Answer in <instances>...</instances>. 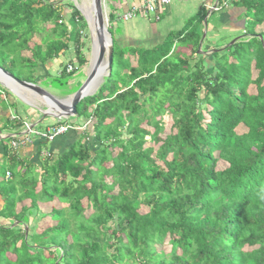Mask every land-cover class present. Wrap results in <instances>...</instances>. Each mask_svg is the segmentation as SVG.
Returning a JSON list of instances; mask_svg holds the SVG:
<instances>
[{
	"label": "trees",
	"instance_id": "trees-1",
	"mask_svg": "<svg viewBox=\"0 0 264 264\" xmlns=\"http://www.w3.org/2000/svg\"><path fill=\"white\" fill-rule=\"evenodd\" d=\"M229 1L219 0L250 17L231 45L255 40L247 55L222 63L231 46L194 58L177 52V43H191L197 53L205 15L141 52L113 37L111 73L77 105L87 127L67 150L40 163L39 174L4 143L0 264H264V0ZM64 8L84 19L69 2L0 0V66L37 81L69 48ZM74 44L76 58L51 76L54 86L66 88L60 80L89 62L81 39ZM3 91L0 84L7 107ZM55 201L68 207L40 206ZM34 215L53 224L38 230L35 221L32 230ZM166 241L169 252L159 247Z\"/></svg>",
	"mask_w": 264,
	"mask_h": 264
},
{
	"label": "crops",
	"instance_id": "crops-1",
	"mask_svg": "<svg viewBox=\"0 0 264 264\" xmlns=\"http://www.w3.org/2000/svg\"><path fill=\"white\" fill-rule=\"evenodd\" d=\"M149 1L150 0H105V11L107 14L108 23L114 29V35L112 33L111 34L118 43V46L124 50L129 49L130 51H134L135 49L140 48H154L162 44L169 34L177 33L180 30L184 29L188 25V22L190 20L202 17L205 13V10H207L208 13L206 16H204L205 18L207 17V23L205 22V19L202 18L200 20L202 22L197 28L198 33L203 32L204 34V32H206L204 40L201 41L200 39L197 53H192L194 46L191 43L186 46H182L181 44L177 43V45L174 44L175 46H173L174 49H177V52L184 54L185 56H191V58H194L197 55L201 54L202 51L199 52V47L201 46V48L203 49L204 46L207 45L206 40L208 38V34L212 32V28L209 27L208 18L210 17L212 11L215 12L213 7L219 2V0H172L170 4L161 5L158 14L154 12L143 11L141 13H137L129 20L122 19V17L126 13L130 12L133 7L144 5ZM228 8L232 10L231 6H229ZM231 10L224 11L223 9L215 15L216 17L214 20V25L217 26V28L221 25L219 23V18H221L223 22L236 20L233 17V15L235 14H230ZM149 14L152 15V18L149 16ZM64 16L65 23L66 25H68V29L70 32L69 36L71 40L69 48L61 53L58 58L53 59L47 62L45 66H42L43 69H39L36 74L38 80L31 82L39 83L41 85L40 82L46 80L49 84H51V76L59 74V71L66 63L68 64L69 62L75 60L76 45L74 44V42L76 39L80 38L82 39L81 42L85 43L81 49L85 55L87 52H90L91 43L90 45L88 44V38H82L81 33H83V31L82 26H79V21L75 22L72 18H70L69 20L68 13ZM237 29L238 28L235 27L233 30ZM222 32L230 31L223 30ZM220 38H222V35L219 36V39ZM215 40H210V51L205 50V55L206 53L208 54L213 51V47L210 43L214 42ZM93 49L94 45L92 48V52ZM184 49H188V52H184ZM88 64L90 65L89 62ZM83 68L84 67H82L80 70H82ZM87 70H89V68H87ZM0 84L4 88L5 92L3 91L2 98L6 100L7 105V107L0 106V159L5 153L3 146L4 143H6L8 153H12V156H16L20 161L26 160L27 162H32L38 170L40 169L38 168L40 163L46 161L47 159H49V157L51 158L52 155L56 156L57 154L67 150L70 145H72L71 143L75 138L74 136H76V139L80 137L82 133L80 130H71L70 133L66 134L65 136H59V138H56L54 142H47L35 136V138L32 139V142H30L29 144L21 146L17 150H13L11 148V142L13 139L25 135L26 124L34 126L35 129H44L46 126L56 123V121H58L59 119L52 120L56 118L45 116L41 110L38 112L35 105H32L29 101L27 102L23 98H21V96H19L20 93L18 89L22 88L17 89L13 86V84L5 85L2 82H0ZM53 87L59 89L60 93L55 94L46 87L44 88H46L56 96L67 95L71 92L70 84L66 88H59L57 86ZM11 89L15 90V92H12ZM22 90L34 96L30 91L25 89ZM43 103L45 105L44 101ZM69 120V124L75 126L76 124H79V127H83V131L85 130L84 126L85 128L87 127V121L85 122L84 120L77 118H69ZM15 121L20 122V125L13 126V123ZM73 132H76L75 135ZM17 133H19V135H17ZM9 143L10 145L8 146ZM42 152H49L51 155L47 158H43L41 154Z\"/></svg>",
	"mask_w": 264,
	"mask_h": 264
},
{
	"label": "rangeland",
	"instance_id": "rangeland-1",
	"mask_svg": "<svg viewBox=\"0 0 264 264\" xmlns=\"http://www.w3.org/2000/svg\"><path fill=\"white\" fill-rule=\"evenodd\" d=\"M61 2H69V3H72L79 10V12L81 13V15L84 17L83 20H80L79 21V26H83V24H86V26H84L85 28L82 30L83 33H81V36L84 39L88 38L87 41H88V44L89 45L91 43V46H90V49L91 50H90V52L92 53L93 39H92L91 25H90V22H89V17L92 16V14H93L92 0H60V3ZM229 2H232V0L229 1ZM64 9H67V10H65L66 11L65 14H67V13L69 14V20H70V18H71L70 16H72V13H71L72 10H70L68 8H64ZM211 9H212V7H211ZM227 10L230 11L231 9H229L228 6H227L226 8H224V11H227ZM205 13L203 15L206 16L207 13H208V11L205 10ZM216 14H218L217 11H215V12L212 11L210 17L208 18V20H209V27L212 28V32H210L208 34V38L206 40L207 45H209L210 40L211 41H213L215 39L217 40V41L215 40L214 42H211L210 43L211 46L213 47V50H219V49L222 50L225 46H229L230 47L232 45V42L234 41V39L237 36L240 37V36L245 35L244 29L245 28L249 29V27L251 26L250 25V17L248 15V13L244 11L243 8H237V9L236 8H232L230 14H235V15H233L234 19H236L235 21L223 22L222 19L219 18V20H220L219 23L221 25L218 28H217V26L214 25V20H215V17H216L215 15ZM149 16L152 18V15L151 14H149ZM204 19H205V17H204ZM244 20H246V24H247L246 26H245ZM239 24L241 25V28L240 29L238 28ZM46 27H51V25L50 24H47ZM235 27H237L238 29L237 30H233ZM223 30L230 31V32L233 30L232 31L233 33L228 34L226 32H222ZM258 30H259V32L264 31V24L258 26ZM111 31L114 32V29H113L112 26L110 27V32ZM47 34L49 35L50 33H47ZM47 34H46V36H47ZM220 35H222V38L219 39V36ZM41 38H42V34H36V36L34 37L33 40L36 41V42H40ZM202 40H204L203 34L201 36V41ZM81 41H82V39H81ZM255 44H256V41L255 40L249 42L248 39H244V42H241V45L243 47L240 48L239 47L240 46L239 43L237 44V46H233V47L231 46L229 48V51H231V53L227 52L225 58L222 57V63L227 62V60L230 59V56L231 55H236V56H239V57H241L243 55H247L250 52V46L252 47ZM205 47H206V45L204 46V49H202L203 52H205V50H206ZM144 49H148V48H144ZM127 50L129 52H131L129 49H127ZM139 51L141 52L142 49H140ZM90 52H87L86 53V57L88 58L89 63L91 62V59H92V54ZM184 52H188V49H184ZM23 54L26 55V56H28V55L30 56L31 55L28 50L23 51ZM206 55H209V54L206 53ZM218 59L220 60L221 58L219 57ZM220 63H221V61H220ZM87 68H89V64L87 66H85L82 70H79L74 76H72V77H66L64 80H60V81H63V82L64 81H68V85L69 84L71 85L70 91H71V93H74L84 83V81L86 80V78H87V72H88ZM17 70H18V68H17ZM20 70L22 71V75L29 76L30 72H29L28 69H21L20 68ZM255 75H256V70L253 69V76L255 77ZM50 81H51L50 83H52V84H49L46 80H43L40 83H41V85L43 87H46L51 92H53L55 94H57V93L59 94L60 93L59 92L60 90L53 87L54 85H59V83L56 80H51L50 79ZM100 81H101V83L99 84V87L104 82V80L101 78ZM98 88L96 89V91L98 90ZM251 88L254 89V86H251ZM18 91L20 93L19 96H21V98H23L25 101H27V102L29 101L32 105H35L37 107L38 112L40 110L42 111V110L45 109V105H44V103H42L43 101L41 100V98L34 97L30 93H28L26 91H23L22 89H18ZM68 94H70V93H68ZM58 97H67V96L66 95H58ZM31 109H33V108H31ZM72 118H75V117H72ZM52 120H58V119H52ZM61 120H63L64 122H69L70 121L69 119L68 120L61 119ZM165 120L167 121V126H166V129H165V132L168 133L169 132V128L171 126V116H165ZM78 125L79 124H76V126H78ZM84 129H85V126H84ZM74 130H80L81 132H83V127L78 128V129H75L74 128ZM239 130L240 131H243L244 130V127L243 126H240L239 127ZM32 138L34 139L35 138V135H32ZM9 145H10V143L8 144V146ZM43 158H47V157L43 156ZM39 167H40V165H39ZM3 170H4V165L2 163H0V176H3L4 175ZM37 171L38 172L40 171L39 174H42V172H41L42 170L41 169H38ZM107 180L110 181V178H107ZM4 184H5V182H2L1 183L2 186H4ZM39 188H40V186L38 187V189ZM83 203H84L85 206H87V202L85 200H84ZM56 205L63 206V207L64 206L65 207H68L66 203H61V202H58V201L49 202L47 204L46 203H43V205H40V206H41V208H43V209H45V210H47L49 212L51 210L52 206H56ZM91 211H92L91 209H87L86 210V214L89 215L91 213ZM31 220L32 221H31V226L30 227L32 228V230L35 229V227H36L35 221H36V223L39 224L38 225V230L46 229L47 227H50L53 224V222L51 221V219L48 218L46 215H44L43 217H40V216L37 217V215H34V217L32 216ZM159 247L162 248V249H164L166 252H169L170 249H171V246H170V244L167 241L164 244H162L161 246H159Z\"/></svg>",
	"mask_w": 264,
	"mask_h": 264
},
{
	"label": "water",
	"instance_id": "water-1",
	"mask_svg": "<svg viewBox=\"0 0 264 264\" xmlns=\"http://www.w3.org/2000/svg\"><path fill=\"white\" fill-rule=\"evenodd\" d=\"M92 9L96 22V38L93 39L94 48L96 46V53L90 62L86 80L74 93L67 94V97H58L41 86L39 83L20 79L1 66L0 72L5 78L2 79L0 77V82L8 85L6 82V80H8L17 89L22 88L28 90L33 93L35 97L41 98V100L45 102V109L42 110V113L45 116H50L56 119H69L76 117L77 105L85 97L95 93V91L89 92L88 89L91 83L100 75L101 68H105V75L103 77L104 80L105 76H109L113 63V36L108 28V18L105 11V0H92ZM205 22L207 23V17L205 18ZM205 36L206 32H204L203 38H205ZM237 40L238 37L234 39L232 44ZM220 50L221 49L213 50L211 53ZM200 51H202L201 46L199 47V52ZM11 90L12 92H15V90Z\"/></svg>",
	"mask_w": 264,
	"mask_h": 264
},
{
	"label": "built area",
	"instance_id": "built-area-1",
	"mask_svg": "<svg viewBox=\"0 0 264 264\" xmlns=\"http://www.w3.org/2000/svg\"><path fill=\"white\" fill-rule=\"evenodd\" d=\"M172 0H150L148 3L140 6H135L132 8V10L128 13H126L122 19L123 20H129L133 16H135L137 13H141L143 11L145 12H154L156 14L159 13V8L161 5H167L170 4ZM159 18V17H157ZM75 69V67L71 64L67 66V72H71ZM75 126L69 123H54L46 126L44 129H35L34 126H31L29 124H26V130L25 135L19 136L12 140L11 142V148L13 150H17L21 146H25L32 142V135H35L36 137L43 139L47 142H54L56 138L59 136L67 133L69 130L74 129ZM42 156L48 157L51 154L49 152H42ZM6 176L9 178L11 176V172L7 171Z\"/></svg>",
	"mask_w": 264,
	"mask_h": 264
},
{
	"label": "bare ground",
	"instance_id": "bare-ground-1",
	"mask_svg": "<svg viewBox=\"0 0 264 264\" xmlns=\"http://www.w3.org/2000/svg\"><path fill=\"white\" fill-rule=\"evenodd\" d=\"M90 16V15H89ZM89 22H90V25H91V30H92V39H95L96 38V22H95V17H94V14H92V16L89 17ZM96 53V46L95 48L93 49V52H92V55H93V58H94V55ZM104 70L105 68L102 67L101 68V72H100V75L91 83V85L89 86V89L88 91L89 92H94L96 91V89L99 87V84L101 83L100 79L104 77L105 73H104ZM111 73V72H110ZM110 75V74H109ZM0 77L3 79L5 77H3V74L0 72ZM99 79V80H98ZM6 82L8 84L11 85V82H9L8 80H6ZM24 93V92H23ZM43 103V102H42Z\"/></svg>",
	"mask_w": 264,
	"mask_h": 264
},
{
	"label": "clouds",
	"instance_id": "clouds-1",
	"mask_svg": "<svg viewBox=\"0 0 264 264\" xmlns=\"http://www.w3.org/2000/svg\"><path fill=\"white\" fill-rule=\"evenodd\" d=\"M223 6H226V5H220V3L218 2L217 4H215V6L213 7V9L215 10V11H217V12H220V11H222L223 9H224V7ZM227 7V6H226ZM108 26H109V23H108ZM109 28V27H108ZM245 32V31H244ZM238 37V40L240 39L239 38V36H237ZM241 37V36H240ZM227 46H225L224 47V49L226 48ZM202 49V48H201ZM223 50V49H222ZM202 53L204 54L205 52H203L202 51ZM208 54H211V52L210 53H208ZM71 93V92H70ZM57 122V121H56ZM58 122H60V123H68V122H64L63 120H58ZM75 126V125H74ZM78 128H81V127H79V126H75V129H78ZM8 178V177H7ZM262 199H264V197H262Z\"/></svg>",
	"mask_w": 264,
	"mask_h": 264
}]
</instances>
